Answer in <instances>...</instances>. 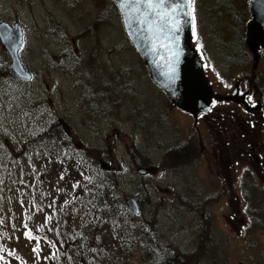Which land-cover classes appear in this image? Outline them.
I'll use <instances>...</instances> for the list:
<instances>
[{
  "label": "rangeland",
  "instance_id": "rangeland-1",
  "mask_svg": "<svg viewBox=\"0 0 264 264\" xmlns=\"http://www.w3.org/2000/svg\"><path fill=\"white\" fill-rule=\"evenodd\" d=\"M249 1L195 0L193 43L214 92L230 95L239 87L247 93L255 87L264 100V58L255 71L248 63L231 61L240 31L247 37ZM1 20L22 25L26 44L21 58L33 74L25 80L4 72L11 60L0 41V136L17 158L0 161V177L5 164L13 163L10 178L15 182L0 205L1 264H21V260L23 264H82L77 259L83 255L81 248L67 232L56 234L48 221L51 203L56 201L57 211L58 202L71 204L75 199L76 173L42 165L44 154L54 150L52 144L34 140L51 123L57 125L51 134L58 128L63 132L59 119L72 131L66 140L73 151L92 160L90 177L96 179L99 161H107L118 171L126 207L129 197L140 204L139 214L128 208L132 216L123 223L96 228L103 238L93 250L110 255L105 264H133L129 263L133 255L122 251L123 237L117 228L138 226L136 236L139 233L141 238L150 221L159 236L144 238L137 248L139 264L149 262L145 255H152L143 245L154 242L184 255L186 264H264V177L257 159L259 154L264 163V111L245 115L253 121L252 126L245 125L252 132L249 140L256 142L255 169L241 179L238 161L214 160L218 141L209 135L206 119L195 120L175 107L151 79L113 0H0ZM224 102L219 107L229 108L226 125L235 129L229 117L236 109L231 108L239 105ZM217 114L218 105L212 116ZM233 136L228 132L227 144ZM240 136L245 133L239 128ZM59 143H55L56 153L66 149ZM185 143H195L198 152L204 146L202 159L193 163L174 153ZM231 152L232 158L237 157L232 147ZM150 165L157 166V172L137 173L138 167ZM49 168L56 170L52 173ZM74 203L56 212L58 227L68 228L65 220ZM33 231L47 232L39 255L34 247L42 240ZM114 232L118 236L111 237Z\"/></svg>",
  "mask_w": 264,
  "mask_h": 264
},
{
  "label": "trees",
  "instance_id": "trees-1",
  "mask_svg": "<svg viewBox=\"0 0 264 264\" xmlns=\"http://www.w3.org/2000/svg\"><path fill=\"white\" fill-rule=\"evenodd\" d=\"M113 8L114 7L110 6L109 10L111 11ZM109 13L108 16H111L109 15ZM117 16H120L119 13L117 14ZM240 36L242 37L238 41L239 47H236L237 50L234 49V51L232 52L231 61L237 65H245V63H248L252 68L254 63L244 39V32L240 31ZM245 57H247V59H245ZM1 68L2 67H0V69ZM4 72H13L9 64L5 66ZM215 104L217 106L218 102H216ZM214 111L215 108L213 107L209 113H206L203 116V118L206 119L205 122H207L209 126V135L213 138H215V126L218 123L216 121L215 115L212 116ZM56 127V123L46 125L34 139L37 141H44V144H52L51 146L54 150V152L48 150L44 154V158H41L42 165H56L59 168H65L63 169V172L66 173H68V170H74L77 177V186L75 187L74 192V196L76 199L75 203V199L72 200L71 204L60 201L57 205V211L56 201L54 203H51V205L49 206L50 216L52 217L50 219L52 227L54 228L56 234H58L60 231L67 232L69 234L71 242L81 248L80 251L83 255H80L77 259H79L82 264H105L104 260H106L110 255H103L93 250V248L96 247V243L101 238H103L100 228L102 227V225H109V222L113 223L114 225H118L119 223L124 222L122 220L132 216V214L129 212V209L124 204L125 193L121 187L118 171H104L100 169L97 170L99 174L96 178L97 180L94 177H90L88 172H90V166H92L93 164L88 154L75 153L73 151V144L67 143L66 139H68L69 134H67L64 130L62 132L61 129L58 128L59 132L57 130V133L51 134L50 131H53V129H55L56 132ZM59 140L61 141L62 147H65L66 149L63 152L61 151L59 153H56L55 143L57 142L60 145ZM189 146H192L193 148L192 143H185L183 146L178 147V151H175L174 153L188 156L190 153H192ZM22 150L27 157L29 153L24 150V146L22 147ZM171 153H173V151ZM14 159L17 160V158L13 154V151H10L5 146V143L0 136V161H11ZM186 159L190 161L188 157H186ZM198 159L199 158L195 156L194 162H197ZM13 167V163L11 162L10 165L6 163L4 168L2 169V177H0V205L2 204L1 202L3 201L4 197L9 196V189L12 186H15V182H13V180H11L10 178L13 175ZM49 170L50 172L52 170V173H54L56 169L49 168ZM73 203L74 211L67 218L69 221L65 220L66 222H68V228L63 227V224H59L60 227H58V223L56 222V212L59 214L60 211L69 209ZM79 220L80 223L76 224V222H78ZM147 224H150L151 227L143 228L144 234L141 238H139V233H137L136 236L138 226L134 227L133 229H129L126 227L117 228L118 232L123 237V242L120 240L123 246L122 251L133 255V259L130 260L129 263L132 262L133 264H139L140 255L137 248L142 244L144 238L159 236L156 233L158 232V230L154 229L155 227L151 223V221ZM97 227L100 228L96 229ZM44 236L46 238L47 233ZM110 236L116 237L118 236V234L117 232H114V234H111ZM143 247L152 253V255H145V258H148L149 260V262L145 261V264H186L184 255L180 254L179 252L173 253L168 246L164 247L163 244L159 245L158 242L149 243L146 246L143 245ZM162 248L165 251H162ZM157 249H160L159 253H156L154 251Z\"/></svg>",
  "mask_w": 264,
  "mask_h": 264
},
{
  "label": "water",
  "instance_id": "water-1",
  "mask_svg": "<svg viewBox=\"0 0 264 264\" xmlns=\"http://www.w3.org/2000/svg\"><path fill=\"white\" fill-rule=\"evenodd\" d=\"M113 1L122 16L129 39L148 67L151 79L164 90L169 100L178 109L191 114L195 120L211 109L214 99L243 103L244 110L248 113L261 110L262 104L248 103L246 94H241L239 87L234 94L230 95L214 92L203 61L193 43L191 17L180 16L181 30L177 33L178 42L169 43L167 39L162 38L153 47V40L150 37L156 35L155 28L149 32L147 25L137 23L135 13H132L130 18H126L123 14L124 9L120 6V0ZM141 11H143L142 7ZM249 12L251 20L247 24L246 44L254 56L253 71H255L261 57H264V0H250ZM0 40L10 56V67L14 73L21 79H32V73L25 67L20 57V50L24 43V30L20 22L17 21L12 25L6 20H1ZM162 44L166 46H161ZM173 52H178L179 55L173 57ZM98 167L104 171L113 169L103 159L99 161ZM157 170L158 167L153 165L140 166L137 173L144 176L155 173ZM127 205L134 213H140L141 209L135 197H129Z\"/></svg>",
  "mask_w": 264,
  "mask_h": 264
},
{
  "label": "flooded vegetation",
  "instance_id": "flooded-vegetation-1",
  "mask_svg": "<svg viewBox=\"0 0 264 264\" xmlns=\"http://www.w3.org/2000/svg\"><path fill=\"white\" fill-rule=\"evenodd\" d=\"M246 91H247L246 98L250 103H255L257 101H261L263 103L262 104L263 105L262 110L256 112L255 114H248L244 111V106L242 104H238L239 106L232 107L231 110H233L234 108H236V109L234 112H232V114H231L232 117H229V118H230V122L232 124L236 125L235 129L228 127L226 125V122H225V119L228 118V115H226L225 112L228 111L229 108H227V107L222 108V107H219V105H218V114L215 115L216 121L218 122L215 126V138L218 142L215 145V153L213 155V158H214V160H218L219 158H221L223 163H224L223 158L226 159V157L229 160L231 159L233 161V159H234L235 161H238L239 165L243 168V173L241 174V179L243 177H245V174L249 175V173H251L253 171L252 168H254V167H253L252 160L255 157L253 153H254V148L256 146L255 140H253V141L249 140V136L251 135L252 132L247 127V125L252 126L253 121L251 120V118L246 119L245 115L248 117H249V115L255 116V115H257V113H261V111H264V100H262L261 92H259L255 87H253L252 89L250 88ZM249 97H251V100H249ZM263 117H264V113H263ZM223 118H224V120H223ZM245 124H247V125H245ZM218 126H219V130H218ZM239 128L242 130V132L245 133L244 137L243 136L238 137V129ZM228 132H231L234 135L231 138V143H229V144H227L228 138L226 137ZM218 133H219V136H218ZM262 138L264 139V133H263ZM263 144H264V141H263ZM189 147H190V151H192V153H190L187 156L188 159H190L193 163H196V162H194L195 156L202 159V154L204 153L203 151L205 150L204 146L201 147V149H202L201 152H198L196 150L195 143H193V148H192V146H189ZM231 147L233 150L236 151L237 157H233V158L231 157V153H232ZM257 159L261 163L259 172L261 174V178H263L264 177V163L262 162V158H260L259 154H257ZM248 197L249 196L244 194L245 199H248ZM154 251L156 252L157 250H154Z\"/></svg>",
  "mask_w": 264,
  "mask_h": 264
},
{
  "label": "snow or ice",
  "instance_id": "snow-or-ice-1",
  "mask_svg": "<svg viewBox=\"0 0 264 264\" xmlns=\"http://www.w3.org/2000/svg\"><path fill=\"white\" fill-rule=\"evenodd\" d=\"M194 3L195 0H120V6L124 9L123 14L126 18H130L131 14L135 13L137 23L147 25L149 32L155 28L156 35L150 37L153 40V47L162 38L167 39L169 43L178 42L177 33L181 30L180 16L191 17L193 35L196 34ZM141 7L143 11H141ZM161 46L166 45L162 44ZM178 55V52L172 53L173 57ZM26 236L29 239L33 238L31 233H26ZM34 251H38V249H34Z\"/></svg>",
  "mask_w": 264,
  "mask_h": 264
}]
</instances>
